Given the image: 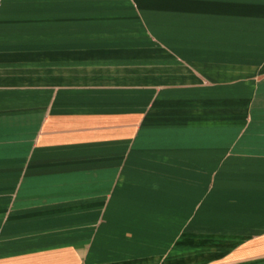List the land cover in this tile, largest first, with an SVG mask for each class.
<instances>
[{"label": "crops", "instance_id": "obj_1", "mask_svg": "<svg viewBox=\"0 0 264 264\" xmlns=\"http://www.w3.org/2000/svg\"><path fill=\"white\" fill-rule=\"evenodd\" d=\"M118 1L0 0V264H259L264 0Z\"/></svg>", "mask_w": 264, "mask_h": 264}, {"label": "rangeland", "instance_id": "obj_2", "mask_svg": "<svg viewBox=\"0 0 264 264\" xmlns=\"http://www.w3.org/2000/svg\"><path fill=\"white\" fill-rule=\"evenodd\" d=\"M90 5L92 6H95V1H91L89 2ZM118 5H120L119 9L123 12L125 11H128V10H132L134 15H144L147 11L149 12L151 10V8H143V7H140L138 5V1L137 0H120L118 1ZM263 259H260L259 260V264H264V261L263 262H260L261 260H264V257H262Z\"/></svg>", "mask_w": 264, "mask_h": 264}]
</instances>
